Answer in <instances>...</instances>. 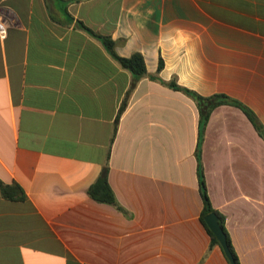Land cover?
Wrapping results in <instances>:
<instances>
[{
    "label": "crops",
    "instance_id": "0c3cea01",
    "mask_svg": "<svg viewBox=\"0 0 264 264\" xmlns=\"http://www.w3.org/2000/svg\"><path fill=\"white\" fill-rule=\"evenodd\" d=\"M0 19V264H230L199 218L196 104L159 79L264 126V0H0ZM89 29L142 55L128 92ZM200 159L239 264H264L263 137L217 104ZM105 163L121 209L86 191Z\"/></svg>",
    "mask_w": 264,
    "mask_h": 264
},
{
    "label": "trees",
    "instance_id": "16d2710c",
    "mask_svg": "<svg viewBox=\"0 0 264 264\" xmlns=\"http://www.w3.org/2000/svg\"><path fill=\"white\" fill-rule=\"evenodd\" d=\"M81 25L84 26L82 23H81ZM86 29H88V28L86 27ZM89 31L93 35L99 37L101 39L104 47L109 52V54H111L118 61V63L121 66L128 69L129 72L131 73V79H130V82H129V85L127 88V92H128L132 88V86L135 84L136 80L141 75H144L146 73L142 55L138 51H133L128 55H119L114 51L113 41L111 40V38L108 35L96 33L90 29H89ZM161 64H162V62L159 60L158 64H157V69L160 68ZM150 76L151 77H157L156 74H151ZM159 80L166 83L167 85H169L173 88H177V89L182 90L184 93L189 95L194 100V102L196 104L197 112H198V138H197L196 147H195V156H196V162H197L196 163L197 185H198L199 194H200L201 200H202V207H201V211L199 214V218H200L201 222L203 223V225L205 226V229L207 230V232L209 234L210 243L211 244L217 243L219 245L218 241L216 240L213 233L210 231V229L208 228V226L206 225V223L203 219L204 215L208 212H211V211L217 215L218 223H219L221 229L223 230V232L225 234V241H226L228 249L232 255L234 264H239L237 255H236V253L233 249V246L231 244L228 232L224 226V217H223L222 213H220L217 209L213 208L209 202V198H208L206 188H205V180H204V176H203L201 159H200V142H201V137H202V131H203L205 122L208 118L210 110L215 105L220 104V103H229V104H233V105L238 106L245 113V115L247 116V118L249 119V121L251 122V124L253 125L255 130L257 131V133L259 135H261L263 137V139H264V126L260 123L257 116L255 115V113L253 112V110L250 107H248L246 104L240 102L239 100L227 95L226 93L213 92V93H209V94H200L191 88H188L186 86H183V85L176 83L173 78L166 80V81H164L162 79H159ZM124 105H125V100L123 98L121 103L119 104V107H118V110L116 113V117H115L116 119H117L119 113L121 112V110L123 109ZM106 174H107V165L105 163L102 165L101 170L97 174L95 179L87 186L86 191L89 194V196H91L92 198H94L96 200L111 203L115 207L121 209V206L117 203V201L113 195V192H112L111 188L109 187ZM9 187H10L9 185L2 183L0 181V192L7 197L12 196L10 194L11 190ZM17 196H18V198L22 197L21 194H19ZM223 255H224V253H223ZM225 258H226V256H225ZM227 261H228V259H227Z\"/></svg>",
    "mask_w": 264,
    "mask_h": 264
},
{
    "label": "water",
    "instance_id": "95a60500",
    "mask_svg": "<svg viewBox=\"0 0 264 264\" xmlns=\"http://www.w3.org/2000/svg\"><path fill=\"white\" fill-rule=\"evenodd\" d=\"M206 225L208 226V228L210 229V231L213 233L214 237L216 238V240L218 241L224 255L226 256V258L228 259L230 264H234L232 255L228 249V246L226 244L225 241V234L223 232V230L221 229L219 223H218V219H217V215L214 212H208L204 215L203 217Z\"/></svg>",
    "mask_w": 264,
    "mask_h": 264
},
{
    "label": "built area",
    "instance_id": "2783aa9c",
    "mask_svg": "<svg viewBox=\"0 0 264 264\" xmlns=\"http://www.w3.org/2000/svg\"><path fill=\"white\" fill-rule=\"evenodd\" d=\"M4 27H5V22L0 19V32L4 31Z\"/></svg>",
    "mask_w": 264,
    "mask_h": 264
}]
</instances>
